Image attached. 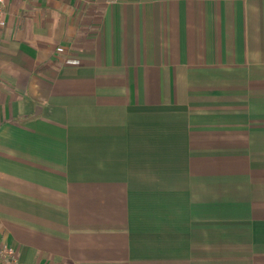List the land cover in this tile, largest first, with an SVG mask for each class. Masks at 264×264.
<instances>
[{"label":"crops","instance_id":"1","mask_svg":"<svg viewBox=\"0 0 264 264\" xmlns=\"http://www.w3.org/2000/svg\"><path fill=\"white\" fill-rule=\"evenodd\" d=\"M3 18L19 264H264V0H5Z\"/></svg>","mask_w":264,"mask_h":264},{"label":"built area","instance_id":"2","mask_svg":"<svg viewBox=\"0 0 264 264\" xmlns=\"http://www.w3.org/2000/svg\"><path fill=\"white\" fill-rule=\"evenodd\" d=\"M5 0H0V25L6 24L3 18ZM0 264H19V257L16 249L8 243H0Z\"/></svg>","mask_w":264,"mask_h":264}]
</instances>
